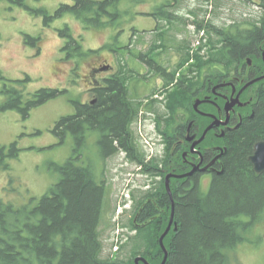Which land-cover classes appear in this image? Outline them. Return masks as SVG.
<instances>
[{
  "label": "trees",
  "instance_id": "16d2710c",
  "mask_svg": "<svg viewBox=\"0 0 264 264\" xmlns=\"http://www.w3.org/2000/svg\"><path fill=\"white\" fill-rule=\"evenodd\" d=\"M3 1H7L10 7L22 6L36 14H42L47 24L71 16L80 22L83 30L110 28L128 31L125 26L126 14L134 6L152 1H158L155 4L157 9L147 14L157 21L165 19L173 23L175 20L174 14L166 7L172 6V2L176 0H72L61 3L52 13L46 8H32L27 0ZM159 1L162 5H159ZM159 28L157 25L155 30ZM215 31L219 40H210L216 51L211 53L209 60L200 54V50L194 55L188 50L186 58L179 60L163 89L174 81L177 72L192 56L196 61L193 71H202L207 63L212 65L218 59L222 60L228 70L234 64L233 61L237 62V59L252 54L255 41L264 36V14L254 23H240L237 27L232 25L222 29L215 27ZM59 32L68 39L64 50L69 59H84L98 51H85L81 45L83 34L77 37L68 22L64 23ZM166 34L167 31H162L156 35V42L145 53L146 59L156 60L158 48L168 49L173 46ZM117 35L114 45L107 46H113L115 52L126 55L124 47L118 45L120 40ZM26 39L38 47L39 37L26 35ZM187 48L189 46L185 43L178 45L180 52ZM121 60L119 59L120 72L110 82V88L103 90L99 103L96 106H82L77 114L62 117L53 129L57 136L67 132L76 141L75 148L78 149L77 154H72L64 164L57 165L61 175L59 181L39 200L32 198L30 202L18 206L11 202L0 203V264H133V261L125 258L110 259L101 255L99 227L110 203V191L109 182L103 179L99 161L112 154L116 142L126 150L129 158L144 167V172L161 177H165V172H157L160 161L155 163L154 160H146V153L137 146L136 138L132 135V123L143 103L127 84L129 78L131 81L134 77L132 68ZM25 80L30 81V78L26 77ZM22 82L23 80L15 81L16 84ZM9 87L4 89L8 95L7 107L15 108L24 115H28L33 107L62 93L59 89L43 88L25 98L21 88ZM183 88L180 86V89ZM178 95H171L172 101L181 99ZM93 129H99L102 134L98 148L87 143L89 134L83 131L90 133ZM260 139H264V104L253 121L245 122L237 131L229 134L225 169L222 174L215 175L208 191H203L197 177L187 180L172 179L170 188L175 202V221L178 222L179 229L174 236L168 235L166 239L171 250L170 264H231V255L239 244L253 241L250 233L258 224L264 223V172H256L250 160L255 143ZM90 150L93 151L92 156L88 153ZM20 151L17 142L9 148L0 147V170L8 168L7 158L18 157ZM169 164L167 159L162 168L172 171ZM182 171L178 166L176 172ZM164 177L158 187L160 194L166 192ZM165 216L162 214L145 232L141 230L136 237L131 238L133 244L144 245L142 243H146L148 236L151 237L154 232L156 240L151 247L156 246L161 253L157 234L167 225ZM145 253L146 251L142 255ZM138 254L140 255L136 251L133 255Z\"/></svg>",
  "mask_w": 264,
  "mask_h": 264
},
{
  "label": "rangeland",
  "instance_id": "374dc122",
  "mask_svg": "<svg viewBox=\"0 0 264 264\" xmlns=\"http://www.w3.org/2000/svg\"><path fill=\"white\" fill-rule=\"evenodd\" d=\"M71 1L27 0V3L32 8L42 7L52 13L61 3ZM157 2L138 4L126 14L125 26L128 32L110 28L83 30L80 22L71 16L47 24L42 14L22 6L10 7L7 1L0 2V147L9 148L18 142V148L21 149L18 157L7 158L9 167L0 170V203L11 202L18 206L30 202L32 198L39 200L59 181L61 175L57 165L64 164L72 156L75 140L67 138L60 143V137L53 133V129L62 117L75 112L72 100L83 99L85 75L94 62L104 58L111 63H119V59H122L130 68L142 71L146 76L136 92L143 105L131 128L137 146L146 153V160L165 164L168 158L165 138L169 133H174V126L187 122L174 121L173 113L179 111L176 109L181 101L174 103L171 95H183L188 101L187 91L180 89L179 85L163 89V77H158L154 72L149 74L148 65L142 64L135 55L147 53L156 42V35L167 31L166 36L173 46L161 50V60L168 61L169 67L175 70L179 54L183 53L178 50L180 43L189 44L187 51L191 55L200 50L205 58L216 51L210 42L211 39L219 40L215 27L229 28L237 23L248 25L258 21L264 14V0H176L172 6L166 7L175 17L173 23H170L165 19L157 21L147 14L157 9ZM65 22L70 24L77 37L83 34L81 45L85 51H98L84 59H69L64 50L68 39L59 32ZM157 25L160 28L155 30ZM130 29L133 31L130 37L131 49L135 55L130 57L123 53H112L107 44L114 43L118 33V45L128 43L132 32ZM26 35L39 37L38 47L28 42ZM195 63L194 59L191 64ZM26 77L30 81L25 80ZM178 77L181 76L178 74ZM16 80L23 82L16 84ZM6 85L21 88L25 98L43 88L59 89L62 93L33 107L28 115H24L15 108L7 107L9 101L3 91ZM171 117H174L173 121L169 119ZM88 144L92 146L93 142L88 141ZM88 153L93 155L92 150ZM100 167L103 179L109 182L110 191V203L99 227L101 255L103 258L116 259L120 251L119 257L133 261L136 251L142 254L154 244L156 234L153 232L151 237L149 235L148 244L144 242L142 246L127 239V236L132 237L134 233L133 227H130L134 218V212L130 209L133 204L131 196H143L153 181L162 180L164 176L156 178L144 172V167L129 158L126 150H119L112 157L101 159ZM202 189H210L207 181L203 182ZM250 236L253 241L239 244L231 255V264H264V223L258 224Z\"/></svg>",
  "mask_w": 264,
  "mask_h": 264
},
{
  "label": "flooded vegetation",
  "instance_id": "af4514ba",
  "mask_svg": "<svg viewBox=\"0 0 264 264\" xmlns=\"http://www.w3.org/2000/svg\"><path fill=\"white\" fill-rule=\"evenodd\" d=\"M237 24L235 25L236 27ZM130 31H132V29H130ZM131 34H133V31L129 36L130 41L122 45L126 54L130 57L135 55V52L131 49ZM112 44L114 45V43ZM188 46L189 44H187V47ZM254 47L255 50L252 54L247 55L244 58L237 59V62L233 61L234 64L232 63L233 65L229 66V68L227 67L228 70L225 68V64L222 60L218 59L219 61L214 62L212 65L207 63L205 67H203L202 71H193V65L191 64L193 60L190 58L189 60H186V63L177 72L174 81L166 87L170 88L171 86L175 87L179 85L184 87L187 91L188 101L185 96L180 95L181 99L177 98L178 101L176 100V103L179 101L186 103L183 104L180 102L176 109L179 111L173 113V116H175L174 121L187 122L174 126L176 127L174 133H169L165 138V142L168 147L167 159L170 161L169 167L172 171H167V169L164 167L162 168L161 165V167L158 168L159 171L157 172H165L164 183L166 192L160 194L158 190L161 183L160 178L153 181L152 185L149 186V190L146 189V193L143 196L138 198L133 195L131 196L133 204L130 209L134 212L132 223L134 233L132 237L127 236L128 240L136 237L141 230L145 232V229L150 227L152 222L159 220L162 214L166 215L165 217L167 218L169 224L173 206V195L171 196L169 193L166 184V176L169 173L177 175L187 174L193 170L194 167H197L196 171L190 176L183 178L172 177L170 179L171 186L172 179L187 180L195 177H197L201 186L203 185V182L205 183V181H207V184L211 186L215 175L223 173L225 169V157L229 149V134L233 131H237L245 122L253 121L258 115L261 105L264 104V78L255 81L258 78L264 77V36L261 40L255 41ZM160 48L156 50L159 54L156 60L153 58L146 59L145 53H138V55H136L137 60H139L142 64L148 65V68L150 69L149 74L154 72V74L158 77H163L162 82L164 85L167 78L172 77L174 70H172L171 66L169 67L170 63L168 61L163 62L161 60V50H166V48ZM187 49H185L186 51H181L183 53L179 54V60L181 58H186ZM111 52L115 53L113 46L111 48ZM140 54L143 55V58ZM210 56L211 55L205 56V59L209 60L208 58ZM184 68L185 71L182 73ZM132 70L134 75L133 80L130 81L129 78L127 84L128 86L130 85L129 88L136 93L139 87H141V84L144 82L143 77L146 76L142 71L139 72V70L133 68ZM119 72V63L116 61L111 63L109 60L104 58L94 62L88 70V73L85 75L86 89L83 91V99L79 98L77 100H72L75 105V112L73 114H77V111L82 106H96L99 103L103 90L110 88V82ZM178 74L181 77H178ZM183 78L186 80H183ZM5 88L9 89L10 87L6 86ZM3 91L5 92V90ZM6 98H8V95H6ZM169 119L173 121L174 117L173 119L172 117ZM134 121H136V118ZM214 123L216 126L210 129L206 136L201 140L207 128ZM83 131L89 134L86 138L87 143L88 141H92L95 148H98L99 139L102 138L101 131L99 129H93L90 133L86 130ZM131 132L134 136L132 128ZM58 137H60V143L65 142L67 138L71 139L67 132ZM259 141H264V139L258 140L255 145ZM75 147L76 146L72 149L73 154H77L78 149ZM119 150L124 149L121 146H118L115 142L112 154H108L106 157H112ZM254 152L255 146L251 156ZM178 166L181 167L183 170L182 172H176ZM253 168L255 169L254 164ZM155 177L158 178V176ZM160 195L164 197H160ZM166 195H168V197H166ZM168 205L170 206L169 214ZM174 226L175 225L173 224L168 235L172 236L173 234L174 236V234L177 233L178 230H175ZM162 234L159 235L158 239ZM168 235L164 239V244L168 250V257L165 264H170L169 259L171 250L166 244ZM158 242L161 253L158 252L159 250L156 246L150 248L148 247L144 255L140 254L134 257L133 264H137L136 258L140 256L145 258L148 263L144 260H140L139 264H161L165 259L164 256L166 255V252L161 245L160 239ZM120 254L121 252L118 251L117 258L123 260L122 257H119ZM156 259H159V261H156Z\"/></svg>",
  "mask_w": 264,
  "mask_h": 264
},
{
  "label": "water",
  "instance_id": "95a60500",
  "mask_svg": "<svg viewBox=\"0 0 264 264\" xmlns=\"http://www.w3.org/2000/svg\"><path fill=\"white\" fill-rule=\"evenodd\" d=\"M262 78L264 77H261V78H258L256 79L255 81H258V80H261ZM253 81V82H255ZM226 123V122H225ZM215 125L212 124L210 125L207 130L205 131V133L203 134L201 140L206 136L207 132L212 129ZM251 161L252 163L254 164V167H255V170L258 172V173H262L264 172V141H259L256 145H255V152L254 154L251 156ZM197 167H194V169L187 173V174H181V175H177V174H173V173H169L167 176H166V184H167V189L169 191V193L171 194L172 196V190L170 188V179L172 177H177V178H183V177H186V176H190L192 175L195 171H196ZM173 198V196H172ZM175 220V202H174V198H173V206H172V214H171V219L169 221V224H168V227L166 228V230L164 231V233L161 235L160 237V241H161V245L163 247V249L165 250L166 252V255H165V259L164 261L161 263V264H165L166 263V260H167V257H168V250L164 244V239L165 237L168 235V233L170 232V230L172 229V226L173 224L175 225L174 226V229L175 230H178L179 229V224L177 221H174ZM140 260H144L146 261L145 258L143 257H137L136 258V262L137 264H139V261ZM147 262V261H146ZM148 263V262H147Z\"/></svg>",
  "mask_w": 264,
  "mask_h": 264
},
{
  "label": "bare ground",
  "instance_id": "6f19581e",
  "mask_svg": "<svg viewBox=\"0 0 264 264\" xmlns=\"http://www.w3.org/2000/svg\"><path fill=\"white\" fill-rule=\"evenodd\" d=\"M199 63H200V62H199ZM199 63H198V64H199ZM191 171H192V170H191ZM191 171H190V172H191ZM255 171H256V170H255ZM256 172H257V171H256ZM178 175H181V174H178ZM171 214H172V212H171ZM170 219H171V216H170ZM174 221H175V220H174ZM167 227H168V226H167ZM159 239H160V238H159ZM164 257H165V256H164Z\"/></svg>",
  "mask_w": 264,
  "mask_h": 264
}]
</instances>
